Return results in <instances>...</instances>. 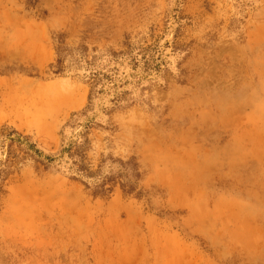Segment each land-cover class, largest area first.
Wrapping results in <instances>:
<instances>
[{"label": "rangeland", "instance_id": "obj_1", "mask_svg": "<svg viewBox=\"0 0 264 264\" xmlns=\"http://www.w3.org/2000/svg\"><path fill=\"white\" fill-rule=\"evenodd\" d=\"M0 264H264V0H0Z\"/></svg>", "mask_w": 264, "mask_h": 264}]
</instances>
